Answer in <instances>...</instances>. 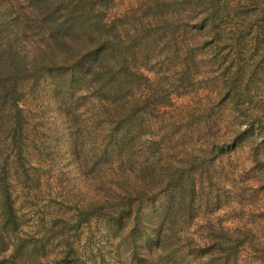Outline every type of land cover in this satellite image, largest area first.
Listing matches in <instances>:
<instances>
[{"label":"rangeland","instance_id":"rangeland-1","mask_svg":"<svg viewBox=\"0 0 264 264\" xmlns=\"http://www.w3.org/2000/svg\"><path fill=\"white\" fill-rule=\"evenodd\" d=\"M46 1L0 0V73L34 69L0 78V264H264V0H73L57 34Z\"/></svg>","mask_w":264,"mask_h":264},{"label":"trees","instance_id":"trees-1","mask_svg":"<svg viewBox=\"0 0 264 264\" xmlns=\"http://www.w3.org/2000/svg\"><path fill=\"white\" fill-rule=\"evenodd\" d=\"M51 1L54 4L57 3L59 6H53L52 2L46 1L47 3H45V6L47 8V12H46V16L44 18V21H46L52 17V22L53 23L55 22V23L53 24V26H50V27H51V29L55 30V32H54L55 34H57V32H59L60 29L70 30V28L73 27L74 24H77L76 23L77 18H76V16H74L75 9H76V3L73 0H71V2H72L71 4H73V7L70 8V10H69V15L67 17V20L59 19L60 8L62 7L63 4L61 5V3L58 2V0H51ZM6 9L4 11H6ZM7 30L8 29H3L2 33L6 37L11 39L7 35L8 34ZM9 30L11 31V27L9 28ZM18 34L19 33H17L16 35L11 33V37L16 36V40H17ZM11 40L15 41V39H13V38ZM1 43H2V36L0 35V45H1ZM12 45H13L12 43H9V44H7L6 47H4L5 55L10 56L11 58H10L9 64L5 66L6 70L1 69L2 73H0V74H2V75H0V78H4L3 80H5L7 78L4 81V83L1 85V91H3V93L5 94V98L10 96V94L14 95L18 91L17 87H18V81L20 80V78H22V79L29 78L30 74H27V72L34 70L32 68V64L31 65L29 64V66H27V64H25V62L23 60L24 58L22 59V56H20L13 49ZM106 49H107L106 47H103L101 44H98L90 53V54H93L92 58L85 59L82 62H78L77 64L74 65L72 72L70 71L71 78L76 77L75 75H80L81 78H84L85 75L88 73V71H93V66L95 64V60H97L98 57H100L101 53H103V59H106L108 61L109 60V57H108L109 53L111 55L112 52H108V50H106ZM2 50H3V48L0 47V52H2ZM113 50L114 49L112 48V51ZM108 66H110L111 69L108 70ZM108 66L107 67L101 66L100 67L101 70H94V73L97 74L98 76H101V78L103 77L104 79L105 78L109 79V78L115 76L116 74H118L122 67L127 71V65L125 63L118 64L117 61L114 63L111 60V62L109 63ZM41 68L42 67L40 65L36 66L35 72L41 70ZM115 71H116V74L114 73ZM72 74H73V76H72ZM111 81H115L111 85L112 87H110L114 93L117 91V89L122 90L123 88L124 89L126 88V86L123 85L124 82H123L122 78L119 80L111 78ZM116 87H117V89H116ZM127 91H130V90H127ZM13 103H14V105L16 104L15 101ZM179 185H180V182H177L176 186H179Z\"/></svg>","mask_w":264,"mask_h":264}]
</instances>
